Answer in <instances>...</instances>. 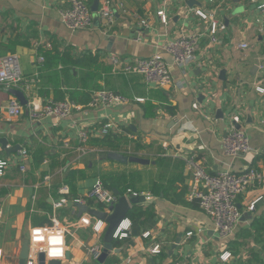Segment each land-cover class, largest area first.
<instances>
[{"label": "crops", "instance_id": "1", "mask_svg": "<svg viewBox=\"0 0 264 264\" xmlns=\"http://www.w3.org/2000/svg\"><path fill=\"white\" fill-rule=\"evenodd\" d=\"M188 1L113 0L116 19L113 30H105L99 22L89 29L71 32L62 24V0H0V57L17 54L25 78L29 81L40 77L36 91L32 88L40 99L57 100V97L51 87H41L45 73L38 56L52 49L60 52L68 49L73 55H98L99 65L111 70L104 74V87L129 100L119 107H87L61 121L48 117L35 122L25 115L12 116L9 101L14 96L0 87V140L6 138L10 148L20 145L29 155L26 171L22 172L20 151L11 154L3 151L12 164L0 176L3 211L0 264H18L30 230L50 225L54 216L68 227L70 258L61 264H99L88 251L99 241L103 243L104 234L100 237L92 226L77 225L81 217H89L93 223L99 219L89 213L80 214L73 201L84 198L99 177L78 178L75 197L67 184L54 189L69 169L85 170L84 160L75 150L78 145L75 122L93 130L108 122L116 123L118 129L111 133L125 135L145 147L136 152L137 145L132 144L127 154L116 152L151 160L150 165L129 163L121 167L102 159L104 153L107 158L108 152L88 142L89 148L97 151L89 157L97 167L106 172L136 171L141 174L145 188L138 193L153 197L133 209L139 208L137 211L144 215L135 219L129 215L122 227L126 231L131 223L126 231L128 237L114 240V250L103 264H264V184L249 188L238 198L242 220L235 235L224 240L215 233L213 222L197 202L187 200L190 179L184 161L162 156L170 152L184 156L197 154L212 174L264 167V96L255 89L264 62V21L259 12L246 0H218L223 6L216 19L225 26L220 32V45L204 37L186 70L172 67L173 83L167 89L148 84L139 74L113 73L114 57L123 62L149 58L165 42L182 33L202 30L203 24L189 13L196 8L210 13L212 6L206 0H197L202 7L190 6ZM88 2L92 5L95 0ZM160 10L166 12L169 25L161 23L157 16ZM142 19L148 26L140 24ZM35 43L42 46L36 49ZM48 43L51 49L45 48ZM243 43L249 47L242 49ZM163 58L171 64L168 55L163 54ZM87 71H75L63 90L80 86ZM222 71H225L223 77ZM200 95L205 98L203 103L198 101ZM220 111L224 119L218 118ZM233 125L247 132L250 138V153L238 159H230L223 153V139ZM68 142L71 148L65 147ZM39 156L44 157L40 165ZM154 158L170 161L158 167ZM46 176L51 177L47 184ZM65 186L69 188L66 195L60 192ZM61 200L63 208L55 209L54 203ZM252 204L254 211L249 210ZM86 205L104 210L92 201ZM147 232L150 236L144 238ZM190 232L193 235L187 238ZM156 245L161 246V252L152 254L150 249ZM224 252L232 255L226 262L220 259Z\"/></svg>", "mask_w": 264, "mask_h": 264}, {"label": "built area", "instance_id": "2", "mask_svg": "<svg viewBox=\"0 0 264 264\" xmlns=\"http://www.w3.org/2000/svg\"><path fill=\"white\" fill-rule=\"evenodd\" d=\"M249 5L255 8L262 20L264 21V0H246ZM212 6V12L207 13L203 9H192L190 15L198 19L203 24V29L182 33L175 39L165 42L160 51L152 57L137 59L134 62H123L120 58H112L113 73L115 74H139L144 76L146 82L158 88L167 89L173 83L172 67L180 69L188 68L195 58L197 46L201 40L208 36L210 42L214 45H220V32L225 29L222 22L216 19L223 5L218 3V0H206ZM63 8L60 11L62 24L71 32H78L93 27V12L91 4L88 0H62ZM113 0H99V9L97 15L99 22L102 23L104 29L113 30L116 19L115 11L112 7ZM188 14V15H189ZM163 25H169V18L164 10L157 12ZM143 26H148L146 20L140 22ZM42 46L41 43H35V48ZM45 48L51 49L52 46L48 43ZM242 49H247L249 45L243 43L240 46ZM163 54L171 58V64L163 58ZM38 63L44 62V56H38ZM260 69L263 71L262 77L255 83L257 93L264 96V62L261 63ZM37 76L29 81L25 78L20 58L17 54H8L0 57V87L7 91L16 89L24 92L27 104L22 105L17 98L12 97L9 101V113L12 116H27L31 121H41L48 117H54L57 120H64L71 117L75 112L90 108H113L125 105L129 102L128 98L117 94L111 90H101L95 93L92 101L87 106L79 105L69 99L65 101H57L54 99L42 100L32 92V85L35 84ZM138 101H143L139 99ZM77 127L78 145L75 150L79 153V158H89L97 153L94 149L89 148L88 142L91 137L103 138L111 132L116 131L118 126L116 123L108 122L97 130L87 129L84 126ZM65 147L71 148L70 143H66ZM10 149L9 146H7ZM4 150L0 147V176L4 175V171L12 164L11 160L4 156ZM250 138L247 132L242 129H237L234 125L227 132L223 139V153L230 159H238L243 155L250 153ZM100 152V151H98ZM162 156L182 159L185 163V172L190 179L189 191L187 200L190 202L197 201L200 209L211 219L214 225V231L221 239L232 238L238 230L242 220V211L238 205V198L243 195L249 188L255 185L264 184V167L247 168L240 173L226 170L216 174L209 173L204 163L198 158L197 154L187 156L179 152L164 153ZM29 160L28 151L23 149L19 152L20 169L26 171L27 161ZM51 177L46 176L44 183H48ZM62 194H69L67 186L62 187ZM126 196L139 197L145 195L147 200H152L151 195L137 193L128 190ZM117 197L114 193L108 191L103 181L99 178L94 185L88 190L84 198L75 199L74 203L87 204L92 201L101 205L104 209L114 205L117 202ZM64 202L58 201L54 203L55 209L63 208ZM255 204L249 208L254 211ZM3 218V211L0 209V223ZM128 221V219L126 220ZM125 221V222H126ZM124 222V223H125ZM77 225L92 226L93 230L100 237L105 233L107 223L99 220L93 223L89 217H81ZM123 227V226H122ZM119 228L114 235V239H124L128 237L131 228V223L128 224L126 231ZM68 227L63 224L56 216L51 220L48 226H36L30 230L29 235V253L27 264H38L40 254H44L47 262L49 261H65L67 258ZM193 232L187 234L190 238ZM150 233L143 234L144 238H148ZM53 241H56L55 243ZM104 250L102 241L89 248V255L97 261ZM152 254H159L161 246L156 245L150 249ZM1 256V251H0ZM225 256L227 258L225 259ZM231 253L224 252L220 259L223 262L231 258ZM130 260V259H128ZM130 262V261H128ZM122 264V263H117ZM179 264V263H177Z\"/></svg>", "mask_w": 264, "mask_h": 264}, {"label": "trees", "instance_id": "3", "mask_svg": "<svg viewBox=\"0 0 264 264\" xmlns=\"http://www.w3.org/2000/svg\"><path fill=\"white\" fill-rule=\"evenodd\" d=\"M43 56V72L45 75L42 76L43 83L41 84V87H51L58 101H65L66 97L68 96L69 100L79 105L87 106L92 101L96 92L106 89L104 87V74L111 72V70L109 71L108 69H105L99 65L98 55H92L91 53L73 55L68 49L63 52H60L58 49H52V51L44 53ZM77 70H88V73L86 74V77L83 78L80 86L76 85L75 87L68 88L64 91L63 88L69 85L70 79L74 78L73 75ZM39 78L37 77L35 84L32 85V88L35 91L38 87L36 84L39 82ZM38 85L40 86V83ZM114 92L121 94L117 91ZM43 93L45 92L43 91ZM138 142L139 141L128 139L125 135L117 136L113 133H110L103 138H90V143L93 144V146L105 149L107 152L119 151L123 152L124 154H127V148L132 144L137 145L135 147L136 152L141 150L144 146H140ZM123 148H125V151ZM134 156L138 157L136 154H134ZM102 159H107L106 153H104ZM83 160L85 163V170L69 169L63 174V180L54 185L55 190H58L61 185L67 184L71 189L72 196L75 197L74 195H76L77 179H84L89 176L99 177L103 181L105 188L112 193L114 189L119 191L122 195L125 194L128 189L137 193L138 191L145 189L143 186V178L141 174L137 173L136 171L122 170L119 172H106L103 171L99 166L97 167L96 163L90 161L91 159L83 158ZM153 160L155 162L154 165L158 167L163 166L170 161L164 158H154ZM43 161L44 157L39 156L37 164L40 165ZM106 161L117 163L121 167L128 166V164H122L108 159ZM131 165L137 166L136 164ZM69 199L71 198L69 197ZM196 202L197 201H194V203ZM197 204L199 205L198 202ZM137 210H139V208H136L130 213V216L134 219L136 216L141 218L144 215L143 213H139Z\"/></svg>", "mask_w": 264, "mask_h": 264}, {"label": "water", "instance_id": "4", "mask_svg": "<svg viewBox=\"0 0 264 264\" xmlns=\"http://www.w3.org/2000/svg\"><path fill=\"white\" fill-rule=\"evenodd\" d=\"M188 4L190 6H193L194 4H197L198 6L202 7V3L197 1V0H189ZM99 9V0H95V2L91 6V10L93 12V20L94 24L99 25V18L97 15V11ZM225 71H222L221 75L223 77ZM9 93L12 94L14 97H16L19 102L22 105L27 104V99L24 94V92L16 89L9 90ZM204 96L200 95L198 101L200 103L204 102ZM248 115V120L249 122L252 121L251 117V111L249 110L247 112ZM218 118L219 119H224V114L223 112L218 113ZM237 129H240L238 127ZM0 144L2 146V149L7 153H15L20 150H22V147L20 145H15L14 147L8 149L7 146L9 145V141L6 138H3L0 140ZM107 159L122 163V164H129V163H137L140 165H150L151 160L150 159H145L141 157H135V156H127L119 152H108L107 153ZM153 163V162H152ZM114 195L117 197V202L110 206L108 210H96L90 208L86 204H81L76 202L75 205L79 209V213H89L91 216H94L98 218L101 221H104L107 223V228L104 233L103 237V246L104 250L101 255V257L97 260L99 264H103L107 258L109 257L110 253L114 250V235L117 232L119 228H121L124 225V222L129 219L130 213L133 211V209L137 206H139L141 203H144L147 199L145 195H140L139 197H134V196H126L122 195L119 191L114 189L113 191ZM29 238L24 241L23 247L21 249L20 255H19V262L18 264H27V258H28V253H29ZM67 258H70V254H67ZM38 264H48L46 257L44 254H40L38 258ZM49 264H61L59 261H49Z\"/></svg>", "mask_w": 264, "mask_h": 264}, {"label": "clouds", "instance_id": "5", "mask_svg": "<svg viewBox=\"0 0 264 264\" xmlns=\"http://www.w3.org/2000/svg\"><path fill=\"white\" fill-rule=\"evenodd\" d=\"M54 243L56 242V241H53ZM227 258V256H225V259Z\"/></svg>", "mask_w": 264, "mask_h": 264}]
</instances>
